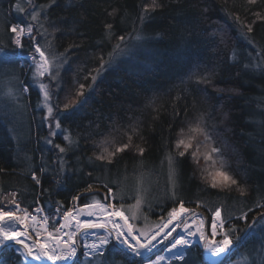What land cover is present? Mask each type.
I'll return each mask as SVG.
<instances>
[{"label":"trees","instance_id":"obj_1","mask_svg":"<svg viewBox=\"0 0 264 264\" xmlns=\"http://www.w3.org/2000/svg\"><path fill=\"white\" fill-rule=\"evenodd\" d=\"M11 1L0 2V23L7 28L17 22ZM33 3L49 4L55 43L67 54L68 66L55 91V119L49 118V125L37 114L39 96L28 79L25 82L31 90L23 94L29 128L14 125L11 115L1 108L0 196L14 193L12 199L29 210L41 204L51 212L53 226L60 224L61 210L70 209L71 200L84 205L93 196L104 198L95 191L104 189L103 185L95 181H123L138 170L156 172L171 155L177 167L178 198L203 202L213 210L221 207L224 226L239 228L241 236L255 217L264 215V207H257L264 205V122L260 121L264 110V0H158L160 6L147 14L144 7L151 0ZM109 24L111 29L106 27ZM188 55L191 63L184 65L181 59ZM5 67L18 71V61L13 58ZM80 84L85 85L83 96L76 95ZM67 97L77 101L70 109L64 108ZM56 119L60 129L55 127ZM196 124L210 138L197 137L201 143L198 162L191 155L194 149L179 156L184 149L176 148L180 130L187 133ZM14 129H19L22 153L12 137ZM54 130L57 133L52 135ZM65 135H70L71 144ZM45 136L53 137L52 143L47 145ZM125 144L128 147L123 151H115ZM55 145L66 151L61 153ZM105 147L115 152L111 162L96 158ZM211 147L220 150L212 154L215 168L223 160L224 170L236 185L211 186L208 173L215 168L203 157ZM2 204L0 197V207H9ZM167 206L163 205L161 215ZM245 213L247 220L241 219ZM262 228L257 233L250 229L229 260L238 252L245 253L252 242L261 243ZM200 253V247L192 246L187 257L205 264ZM104 256L100 264L108 258L143 264L114 243L107 246ZM5 261L24 264L12 246L0 256V264ZM81 262L82 258L74 264Z\"/></svg>","mask_w":264,"mask_h":264},{"label":"rangeland","instance_id":"obj_2","mask_svg":"<svg viewBox=\"0 0 264 264\" xmlns=\"http://www.w3.org/2000/svg\"><path fill=\"white\" fill-rule=\"evenodd\" d=\"M1 3H4V0H0ZM17 0L11 1V4L13 9L15 3ZM22 5L25 7L26 12L25 13H19L15 10L16 14V20L17 22L14 24L17 25H26L28 23H31L33 26V36L35 39H31L29 36L25 35L22 38V43L24 47L22 49H16L15 46L10 47L9 41L12 40V33L8 31V28L6 25H3L0 23V46H7V49H12L14 51L7 50L10 55L9 57L5 58L3 56H0V110L2 108V111L5 113H8L12 117V122L14 125H19L23 130H26L28 127V108L24 99V94H28L31 90V87L28 85V83L25 82V79H28L30 84L34 86L36 89V93L39 96V99L36 102V111L39 116L42 114L45 118L47 117V110L43 107V93L40 91L39 84L44 83L49 86V91L51 93V100L50 103L54 107L55 111V91L58 90L62 84V72L64 69L68 66V56L66 53L61 52L58 50L56 43H55V26L52 24L51 20L48 16V7L49 4H37L32 3L29 4L28 0H20ZM44 5V9L41 11L40 6ZM33 11H40V16L37 21H31L30 20V13ZM42 25V27H41ZM39 44L42 48V50L45 52V54L49 57V59L52 61V73L58 74L56 76V79H51L48 75L45 77H37L34 76L35 72V64L32 61V56L35 55L36 59L39 60V54L35 53V44ZM24 50L26 52H24ZM16 59L18 61V71L16 69H9L5 66L8 65V61H11ZM190 55L182 57V63L184 65H189L191 61H189ZM15 62V60H14ZM189 62V64H188ZM16 63V62H15ZM263 65V64H262ZM264 66V65H263ZM20 68H23V75H20ZM22 77V78H21ZM24 89H27L25 91ZM0 115L3 117V113L0 112ZM260 121L264 122V110L261 112V118ZM49 118L46 119L45 124L49 125ZM53 133H57L56 130H54ZM12 137L15 139V142L18 144L16 148L18 152L22 153V150H25L23 145H20V132L19 129L17 131H14L11 133ZM53 141V137L45 136L43 141L49 145L48 141ZM43 142V143H44ZM22 149V150H21ZM174 169V174L169 179V162L168 159L162 163V165L159 166L158 170L155 172L154 169L151 170H138L136 172H133L128 178H126L123 181L117 180H105L101 179L100 181H95L98 186L99 184L103 185L104 189L108 188L112 189V193L109 194L108 192V201H104L103 199H99L98 197L93 196L92 199L86 203L91 204L93 202V198L100 200L102 203H113L116 205L117 208H120L121 205H123V208L121 209L124 211L125 215H127L130 219L129 222L134 224L137 230L141 229H151L149 232V235L155 233L158 231L157 225H163L167 222L169 218V212L173 207H179V202L183 201L185 208H194L197 212L193 213L192 215H188L187 213L184 214L185 217H183V222L181 225H177L175 228V231L171 233V235L164 239L163 241H157L156 243L153 241V247L151 248L150 252H145L142 256H134L137 259H140L142 257L143 260H139L140 263L146 264L154 259L157 258L158 255H164L165 258L163 261H161L159 264H185V261L176 260L174 259V252L177 250L169 251L171 248V243L174 241V238L178 236H182V230L185 227L184 221L186 220L188 224H192L193 219L197 215L198 217H204V221L206 224V215L208 219V237L211 238V224L214 216L215 210L212 209V207H208L205 203L200 201H187L185 199L178 198L177 196V187H178V177L176 174V165L173 162L172 165ZM118 182V183H117ZM107 185V187H105ZM2 205L7 203L9 205L8 208H4L6 211H13L15 209V204L12 203L13 195L8 194L3 198L1 195ZM137 197L140 198L141 203L138 208L136 207H130L134 206L136 204ZM5 202H4V200ZM16 204L19 205L20 210H27L29 216H36L37 209L41 208V204L37 205L33 210H29L26 207L22 206L18 199L15 200ZM167 204V208H165V214L161 215L163 205ZM85 205V204H84ZM84 205L79 206L74 201L72 203V200L70 201V209H73V215H75L76 210L79 208H82ZM220 207V206H219ZM44 208V207H43ZM221 208V207H220ZM47 210L46 208H44ZM56 210H61L60 207H56ZM68 210V209H67ZM67 210H61V220L60 224L57 223V225L51 224V217L49 220V232H52L54 228H59L61 224L64 223L63 219V213ZM154 210H157L155 212ZM133 213H135L136 218L131 219ZM17 214L23 215V211H17ZM52 215V214H51ZM261 216V215H260ZM38 217V216H36ZM222 217V214H221ZM259 218V217H258ZM261 218V217H260ZM259 218V219H260ZM223 219V218H222ZM259 219L257 221H259ZM81 220H91V218H81ZM224 221V219H223ZM255 221L252 226L250 227L251 231L254 230L255 233L261 230L262 226L264 225V220L259 222ZM176 225V220L173 221ZM75 224V221H73V225ZM172 224H169L167 228H164L163 231L169 230ZM169 228V229H168ZM173 229V228H172ZM21 230H23V227L21 226ZM75 228H65L62 231L68 232V231H74ZM225 231H229L227 227L224 226ZM230 235L234 241L233 246L231 247V250L234 249L236 246L240 244L238 238L241 237V232H239V228H232L230 229ZM163 231H160L163 232ZM262 234H264V228H262ZM138 235V231L136 233ZM108 233L104 229H89L87 230V234L85 235L84 232H80L76 235L75 241H76V247H77V257L74 258L72 261H68L64 264H73L78 261V259L82 258V262L80 264H100V262L104 261V252L107 248V246L110 247L111 243H114V246L116 248L122 247L124 250H127L131 253L130 250H128L124 245H122L119 241L115 239L113 236H109V242L106 246H104L102 249H100L101 252H103V256L89 252V255L86 257L84 256V252H86L85 249V243L89 241H98V236H107ZM31 239H28L30 243L32 242V239L36 238L35 232H30ZM77 236L80 237V242L77 241ZM264 237V236H261ZM259 236V238H261ZM188 240H190L192 246L200 247L202 253L204 252V249L202 248L201 241L197 239H192V237L187 236ZM222 238V234L217 235L216 239L219 240ZM244 238V237H243ZM41 239V238H40ZM64 240H67L68 237L65 235L63 237ZM130 239V238H129ZM43 241V239H41ZM141 241L144 242V238L141 237ZM10 247V246H9ZM160 247V248H158ZM12 248L15 250L16 253H18L24 264H36L31 257H25L22 256L20 253L23 251L19 248L17 245H13ZM159 249L156 251V249ZM1 249V247H0ZM82 249V252L81 250ZM245 253L240 254L238 252L237 255L233 256L231 260L230 257L233 255L234 251L230 253L228 256L229 258L226 260L224 264H264V240L261 241V243L252 242L249 244L245 249ZM155 251V253L152 255L151 253ZM188 251H186L185 260L188 261V264H199L198 260L194 257H187ZM132 255V253H131ZM226 255H221L217 260L215 261H221L223 257ZM203 257L206 258V260L209 262V259L207 257V254L204 253ZM202 257V259H203ZM215 258V257H214ZM15 259V258H14ZM229 260V261H228ZM46 261V260H45ZM45 261H41L40 264H48ZM106 264H124L121 260L115 259V258H108Z\"/></svg>","mask_w":264,"mask_h":264},{"label":"snow or ice","instance_id":"obj_3","mask_svg":"<svg viewBox=\"0 0 264 264\" xmlns=\"http://www.w3.org/2000/svg\"><path fill=\"white\" fill-rule=\"evenodd\" d=\"M250 3H254L255 0H249ZM28 3L31 4L32 0H28ZM158 0H151V4L145 5L144 13L151 9L154 11L157 7H159ZM44 5L40 6V10L44 9ZM14 8L19 13H25L26 9L20 2H17L14 5ZM258 15V14H257ZM40 16V11H33L30 13V20L37 21ZM144 17L141 16V20L143 21ZM42 27V25H41ZM108 29L112 28V25H106ZM8 31L12 33V45L15 46L16 49H22L24 47L22 43V38L27 35L31 39H35L33 34V26L31 23L26 25H17L10 24L8 27ZM248 31L251 32V26L248 27ZM139 38V37H138ZM120 41L124 40V37L121 36ZM119 48V44L116 45ZM7 46H0V56L5 58L9 57L10 53L6 50ZM35 53L39 54V60L36 59V56H32V61L35 64V72L34 76L37 77H45L48 75L51 79H56L58 74L52 73V61L42 50L41 46L37 43L35 44ZM103 59L101 62V68H103ZM99 72V70H97ZM87 79V77H85ZM92 81L95 82L96 76L91 77ZM90 87V85H89ZM40 91L43 93V107L47 110V118L55 119L54 116V107L50 103L51 93L49 91V86L40 83L39 84ZM84 84H80L76 95L83 96L84 95ZM27 91V89H24ZM67 102L64 104L65 109H70L77 103V101L71 97H67ZM55 127L60 129L61 123L58 119H56ZM55 135V133H52ZM199 135H203L205 141L209 140V136L206 131L200 127L199 124L194 126L190 125L188 132L185 133L184 129L180 130L178 134V139L176 141V148L180 149L183 147L184 151H179V156H184L185 153L189 149H194L191 153L193 159L195 161H199V152L201 143L197 140ZM64 140L68 141L69 144L72 143L70 135H65ZM131 140V137H129ZM196 141L195 146L193 142ZM48 143H52L51 140ZM56 148L59 149L61 153L66 151L65 148L60 145H55ZM128 145L125 144L122 147L117 148L115 151L120 152L127 148ZM140 153H143V149H139ZM220 150L216 147H211L210 152L203 153L204 160L207 162L209 160L212 161V167L216 166V159L213 158L212 154H219ZM105 153L107 155H105ZM115 155V152H109L105 147L100 155L96 158L99 160L108 159L111 162V157ZM169 162V179L171 180L174 169L173 159L171 155L168 157ZM64 161L61 159L60 164L63 166ZM223 160L220 161V167L215 168L214 172H209L208 175L212 180V187H224L230 188L232 185H236L237 181L228 173V171L224 170ZM32 178L36 180L37 184L40 183L39 179H37L35 173H33ZM92 185L88 186V189H91ZM107 187V185H105ZM241 194H243V189H239ZM109 194L112 193V189L108 188ZM15 195L14 193L12 194ZM79 197H73V200H77ZM107 199V197H106ZM12 203L15 204V209L13 211H6L4 208L0 207V247H3L5 250L9 247V242H13L15 245L19 246L23 251L20 253L22 256L31 257L32 260L36 261H50L51 264H57V262H66L72 261L77 257V247L75 237L78 233L84 232L87 234V230L89 229H104L107 231V236H98L97 239L99 243L86 244L84 247L87 249H91L93 253H97L103 256V252L100 251L104 246H106L109 242L108 237L112 236V233L115 232V239L119 241L122 245H124L134 256H142L145 252H150L153 247V241L156 240L157 236L160 234V231H163L164 228H167L169 224H172L173 221L179 220L182 215L188 213L190 210L185 208L184 202H179V207H173L169 212V218L166 223L162 226L157 225L158 231L149 235L151 229H141L137 230L135 225L129 222V217L125 215L124 211L120 208H117L113 203H102L100 200L93 198V202L91 204H85L83 208H80L76 211V214L73 215V209H68L63 213L64 223L60 225L59 228H54L52 232L48 231V218L43 217L42 222L36 216H29L27 210H20L19 205L16 204L15 200H12ZM141 203L139 197H137L136 204L130 207L138 208ZM257 207H264V205H257ZM17 211H23V215L17 214ZM37 211H42V209H37ZM96 211H99L103 214L106 219L101 222L99 219L93 222L92 220H81L80 216H88L92 217L96 214ZM110 217L111 219H108ZM119 217L120 220L123 221V224L117 223L115 218ZM135 213H133L131 219H135ZM241 219L247 220V214H243ZM261 219H264V215L261 216ZM73 221L75 224L73 225ZM193 223H196L194 220ZM109 224H111V228H109ZM21 226L23 230H21ZM185 231L187 232L189 237H194L199 234L200 241L203 242L204 252L200 253V257L202 258L204 253L209 254V264H218V261H212V257L219 258L221 255H227L233 246V239L230 235V231L224 230V221L221 217V209L217 208L214 212L212 224H211V238H209L204 232V221L201 219L199 224L197 225L196 232L190 230V226L187 221H184ZM75 228L74 231L63 232L62 230L65 228L71 229ZM138 231V235L136 234ZM175 231V228L171 229L169 232L165 233V238L171 235V232ZM30 232H35L36 238L32 239L31 243H28L27 240L31 239ZM42 234H46L43 241H41L40 237ZM222 234V238L217 240V235ZM67 236L68 239L64 240L63 237ZM141 237L144 238V242L141 241ZM130 238V239H129ZM239 239V238H238ZM192 247L190 240L185 239L184 236H178L174 238V241L171 243V248L169 251L177 250L174 252V259L185 261V264H188V261L185 260L186 251ZM84 256H88L89 252H84ZM163 259V257H157L156 261L151 262V264H159V260ZM3 264H7V262H3ZM195 264V262H193ZM202 264V261H201Z\"/></svg>","mask_w":264,"mask_h":264},{"label":"bare ground","instance_id":"obj_4","mask_svg":"<svg viewBox=\"0 0 264 264\" xmlns=\"http://www.w3.org/2000/svg\"><path fill=\"white\" fill-rule=\"evenodd\" d=\"M83 208V207H82ZM80 209V208H79ZM79 209H77V210H79ZM76 210V211H77ZM76 214V213H75ZM196 217L193 219V221L195 220L196 221V223H193L192 222V224H188L189 226H190V230L191 231H193V232H196V230H197V225L199 224V221L201 220V219H203V221H204V217H198L197 215H195ZM183 217H185L184 215H182V217L179 219V220H176V225H173L174 224V222H172V225H171V227H169L168 229L169 230H167L166 229V231H163V232H161L158 236H157V241L159 242V241H163L164 239H167L169 236H167V238H165V233H167V232H169L172 228H176L177 227V225H181V223L183 222ZM38 219H39V217H37ZM81 218H91V220L93 221V222H95V221H97V219H99L101 222H103L105 219H106V217L103 215V214H101L99 211H96V214L94 215V216H92V217H88V216H80L79 217V219H81ZM108 219H111L110 217H108ZM115 221L117 222V223H120V224H123V221L122 220H120L119 219V217H116L115 218ZM41 222H42V220H41ZM48 226V228H49V225H47ZM109 228H111V224H109ZM206 228H207V231L209 232V227H208V225L206 226V224H205V221H204V232H205V230H206ZM48 231H49V229H48ZM171 233H173V231L171 232ZM182 236H184L185 237V239H188L187 238V236H188V234H187V232L185 231V227L183 228V230H182ZM205 234H206V232H205ZM45 235L46 234H42L41 235V239H44V237H45ZM112 236L113 237H115V232H113L112 233ZM192 239H197V240H199L200 241V239H199V234L197 233V235L196 236H194V237H192ZM28 243H30L29 241H27ZM94 242H96V243H99V241H89V242H86L85 243V245L86 244H92V243H94ZM154 243H156V240H154ZM201 243H203L202 241H201ZM154 245V244H153ZM86 249V251L87 252H92L91 251V249H87V248H85ZM207 254V253H206ZM209 256V254H207V257ZM157 257H163V259L165 258V256L164 255H158ZM163 259H161V260H159V263L161 262V261H163ZM218 258H214V257H212V261H215V260H217ZM157 260V258L156 259H154L153 261H156ZM45 261V260H44ZM47 261V260H46ZM45 261V262H46ZM153 261H151V262H153ZM38 262V264H40V262L41 261H37ZM68 261H66V262H57V264H64V263H67ZM151 262H149V263H146V264H151ZM46 263H51L50 261H47Z\"/></svg>","mask_w":264,"mask_h":264},{"label":"water","instance_id":"obj_5","mask_svg":"<svg viewBox=\"0 0 264 264\" xmlns=\"http://www.w3.org/2000/svg\"><path fill=\"white\" fill-rule=\"evenodd\" d=\"M107 197V196H106ZM108 199V198H107ZM107 199H106V201H107ZM189 212L187 213L188 215H192L193 213H196L197 211L194 209V208H189ZM260 215H258L257 217H255V219L252 221V223L249 225V227H248V229L246 230V232L244 233V235L247 233V232H249V230H250V227L252 226V224L258 219V217H259ZM208 225V219H207V215H206V226ZM205 232H206V235L208 236V231H207V228H206V230H205ZM243 235V236H244ZM243 236H242V238H243ZM77 241L78 242H80V237L79 236H77ZM240 242V241H239ZM201 243V242H200ZM202 244V246H203V243H201ZM11 245H15L13 242H9V246H11ZM158 248H160V247H158ZM156 249V251L157 250H159V249ZM203 248V247H202ZM237 248V246L234 248V249H232V250H230L229 252H228V254L225 256V257H223V259L221 260V261H219L218 262V264H224L225 262H226V260L229 258V254L230 253H232L235 249ZM3 250H5L3 247H2V250L0 251V255L2 254V252H3ZM155 253V251H153L151 254L153 255ZM204 260H205V262H206V264H209V262L206 260V258L204 257ZM36 264H38V262L36 261V260H33ZM51 264V263H50Z\"/></svg>","mask_w":264,"mask_h":264},{"label":"built area","instance_id":"obj_6","mask_svg":"<svg viewBox=\"0 0 264 264\" xmlns=\"http://www.w3.org/2000/svg\"><path fill=\"white\" fill-rule=\"evenodd\" d=\"M39 209H41V208H39ZM36 216H38L40 220H42L43 217H47V218L49 217V215L46 212H44L43 210L39 211V212L37 211Z\"/></svg>","mask_w":264,"mask_h":264}]
</instances>
